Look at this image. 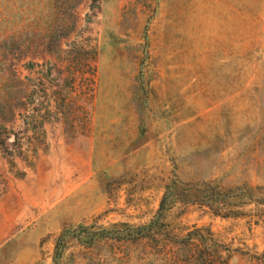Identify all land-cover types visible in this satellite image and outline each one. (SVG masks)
<instances>
[{"label":"rangeland","instance_id":"rangeland-1","mask_svg":"<svg viewBox=\"0 0 264 264\" xmlns=\"http://www.w3.org/2000/svg\"><path fill=\"white\" fill-rule=\"evenodd\" d=\"M172 181L264 187V0H0V264H264V204L115 239Z\"/></svg>","mask_w":264,"mask_h":264},{"label":"trees","instance_id":"trees-1","mask_svg":"<svg viewBox=\"0 0 264 264\" xmlns=\"http://www.w3.org/2000/svg\"><path fill=\"white\" fill-rule=\"evenodd\" d=\"M176 203L199 205L206 207L210 212L222 218L236 217L234 209L250 204H264V187H228L221 188L211 185L188 186L184 183L172 181L165 187L163 196L153 219L139 226L125 225L124 232L119 233L115 239L139 240L149 238L156 234H162L165 228L167 213ZM77 231V232H76ZM75 230L64 229L58 238L54 255V264H59L64 243L68 238L79 239L85 245H90L96 239L114 238L109 229H101L99 232H91L88 227L79 226Z\"/></svg>","mask_w":264,"mask_h":264}]
</instances>
